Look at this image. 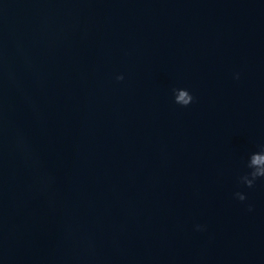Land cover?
Wrapping results in <instances>:
<instances>
[{
    "label": "water",
    "instance_id": "water-1",
    "mask_svg": "<svg viewBox=\"0 0 264 264\" xmlns=\"http://www.w3.org/2000/svg\"><path fill=\"white\" fill-rule=\"evenodd\" d=\"M0 264H264V0H0Z\"/></svg>",
    "mask_w": 264,
    "mask_h": 264
}]
</instances>
